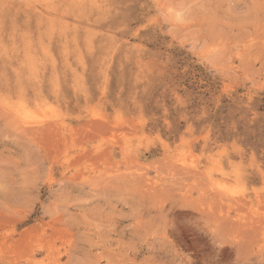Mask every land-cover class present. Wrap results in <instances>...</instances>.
<instances>
[{
    "label": "rangeland",
    "instance_id": "1",
    "mask_svg": "<svg viewBox=\"0 0 264 264\" xmlns=\"http://www.w3.org/2000/svg\"><path fill=\"white\" fill-rule=\"evenodd\" d=\"M0 264H264V0H0Z\"/></svg>",
    "mask_w": 264,
    "mask_h": 264
}]
</instances>
